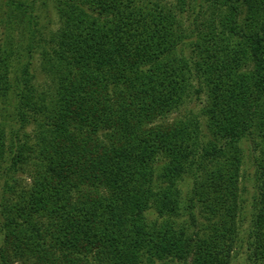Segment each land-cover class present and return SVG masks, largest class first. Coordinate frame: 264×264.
Segmentation results:
<instances>
[{"label":"trees","instance_id":"obj_1","mask_svg":"<svg viewBox=\"0 0 264 264\" xmlns=\"http://www.w3.org/2000/svg\"><path fill=\"white\" fill-rule=\"evenodd\" d=\"M244 247L264 264V0H0V264Z\"/></svg>","mask_w":264,"mask_h":264},{"label":"rangeland","instance_id":"obj_2","mask_svg":"<svg viewBox=\"0 0 264 264\" xmlns=\"http://www.w3.org/2000/svg\"><path fill=\"white\" fill-rule=\"evenodd\" d=\"M165 4H174V0H163ZM41 13V12H40ZM42 18L39 20V28L43 29V33L47 36L50 31L56 29L57 27V19L55 16V13L51 7L48 8V12L44 14V11L41 13ZM38 74L39 81H43V78L41 75ZM204 97L201 96V100H203ZM204 102L203 101H195L189 103L185 109L183 110L184 113L189 112L190 115H198L200 113V109L203 107ZM173 117V116H172ZM250 141L244 144L245 149V157H244V176L241 182V189H242V198L245 199L248 203L251 202L253 193H254V187L256 184V177H255V163L254 158H250ZM251 207V206H250ZM251 210V209H250ZM250 216V214H249ZM232 264H247L246 261V254H245V247L243 249L237 250L236 255H234L232 259Z\"/></svg>","mask_w":264,"mask_h":264}]
</instances>
